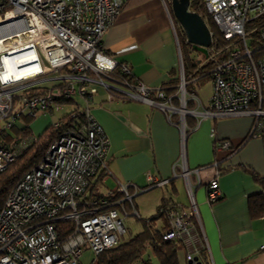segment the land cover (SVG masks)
<instances>
[{
  "label": "built area",
  "instance_id": "2783aa9c",
  "mask_svg": "<svg viewBox=\"0 0 264 264\" xmlns=\"http://www.w3.org/2000/svg\"><path fill=\"white\" fill-rule=\"evenodd\" d=\"M201 3L226 42L208 56L214 63L210 72L214 92L203 116H251L250 136L260 138L264 146V0ZM123 5V0H0V122L6 121L2 131L13 128L20 118L36 119L63 110L68 102L74 104L65 114L70 116L67 124L60 121L65 115L54 123L60 136L41 163L19 181L0 208V264H84L81 258L87 250L97 256L120 242L127 206L138 215L133 205L137 195L167 183L149 176L145 188L107 185L110 142L90 110L97 85L111 98L154 106L169 120L180 115L183 141L185 118L196 117L186 109L184 75L178 86L180 96L177 94L181 106L177 107L173 96L161 89L130 82V66L107 54L103 37ZM165 7L173 24L166 3ZM22 70L35 72L16 77ZM41 77L50 78L36 81ZM46 80L57 82L42 93L33 91ZM33 141L24 138L11 149L0 148V174ZM232 150L228 141L216 143V151ZM213 165L216 173L206 189L209 204L222 199L221 170L219 163ZM176 166L183 170L191 206L187 211L176 205L166 208L170 229L163 240L180 242L194 238L192 220L199 222V213L190 177L201 184L204 168L188 170L184 152ZM60 222L71 225L60 230ZM194 258L187 256L191 264H197Z\"/></svg>",
  "mask_w": 264,
  "mask_h": 264
},
{
  "label": "crops",
  "instance_id": "0c3cea01",
  "mask_svg": "<svg viewBox=\"0 0 264 264\" xmlns=\"http://www.w3.org/2000/svg\"><path fill=\"white\" fill-rule=\"evenodd\" d=\"M123 1L120 15L103 37L105 49L115 60L130 66L136 81L154 89L169 88L174 81L179 86L182 75L185 77L183 67L186 65V109L195 112L196 117L185 118L186 131L188 128L192 131L183 141L180 115L169 120L164 111L143 101L111 98L107 90L97 88L90 110L110 142L106 162L110 173L108 187L133 184L145 188L149 176L167 182L133 200L136 216H141V212L149 215L148 220L142 219L141 232L147 227L163 232L168 226L166 219L158 215L162 205L173 203L185 211L191 206L183 170L176 166L184 152L188 170L204 168V171L200 175L201 184L195 176L190 177L199 222L192 220L193 239L176 242L175 264H191L187 260L189 254L197 257L201 264L203 257L208 264H264V146L260 138L248 139L254 118L203 116L209 109L214 84L211 77L192 79L196 61L191 59H196L195 54L186 52L187 56L183 55L179 41L182 28L173 16L172 2ZM192 11L196 12L193 8ZM115 87L126 90L118 85ZM177 94L180 96L179 89ZM177 101L173 105L180 107L181 100ZM73 105L65 104L64 108L72 110ZM2 127L0 122V133ZM219 141L230 142L232 152L216 151ZM215 162L222 172L219 177L222 199L209 204L206 189L215 176ZM151 192L155 199L152 211L146 206L151 194L136 199ZM254 201L261 203L257 214L253 213ZM130 210L133 212L128 205L127 211ZM127 232L125 229V234ZM144 259L160 264L151 249Z\"/></svg>",
  "mask_w": 264,
  "mask_h": 264
},
{
  "label": "trees",
  "instance_id": "16d2710c",
  "mask_svg": "<svg viewBox=\"0 0 264 264\" xmlns=\"http://www.w3.org/2000/svg\"><path fill=\"white\" fill-rule=\"evenodd\" d=\"M202 0H192L191 8H193L196 12L200 13L203 18H207L211 23H213L212 19L207 15V11L205 7L201 4ZM215 26V24L213 23ZM216 27V26H215ZM212 46L210 48V52L218 51L225 45V41L223 40L222 36L220 35L217 27L216 29L212 30ZM179 41L181 44V48L184 56L188 54H192V47L188 44L186 35L184 31L181 29L179 34ZM107 54H109L107 52ZM203 61L198 62L196 59H191L192 62L196 61V64L193 63V68L195 69V73L192 77L193 78H207L211 77V70L214 66L211 57L206 58L204 55ZM211 56V55H210ZM186 77L188 79V72L186 65H184ZM129 81L134 83L136 82L133 76L128 77ZM191 78V77H190ZM189 78V79H190ZM172 85L169 88H162L161 90L165 92L166 96L172 97L173 96V104L176 102L177 104V92H178V82L174 81L170 83ZM46 87L42 85L37 86L33 89V91H37L42 93L43 90H46ZM72 104V103H67ZM78 104V103H77ZM73 105V104H72ZM80 106V104H78ZM74 106V105H73ZM70 116L65 115L63 118L60 119L61 122H65L66 124L70 121ZM69 120V121H68ZM68 121V122H67ZM187 135L192 131V128H188ZM5 131H1L0 137H5L7 141L11 140V136H6ZM24 138H34L33 143L31 146L21 153V155L8 166V168L0 174V208L4 205L7 197L9 196L10 192L14 189V187L19 183V181L33 168L38 166L44 155L48 149V147L60 136L59 129L53 124L47 127V129L42 133L39 137H33L30 128L26 127V129L21 131ZM252 138L250 135L248 137ZM216 149V145H215ZM222 175V172H221ZM260 201V200H259ZM259 201H254L253 206V213L257 214L258 209H260ZM171 205H175L173 203H165L159 209L158 215L160 217H164L167 221V229L163 232L153 230L147 227L143 232L138 233L134 237L128 239L127 241H121L99 255L95 256V260L92 261L91 264H151L149 260L144 259V255L146 252L151 249L154 254L157 255L160 264H175L176 263V242L174 241H164L163 235L170 229V220L167 217L165 210L166 208L170 207ZM156 219V218H155ZM70 223H58V227L60 230H64L66 227L70 226ZM62 232V231H61ZM66 233V232H65ZM202 264H208L205 257L201 258Z\"/></svg>",
  "mask_w": 264,
  "mask_h": 264
},
{
  "label": "rangeland",
  "instance_id": "374dc122",
  "mask_svg": "<svg viewBox=\"0 0 264 264\" xmlns=\"http://www.w3.org/2000/svg\"><path fill=\"white\" fill-rule=\"evenodd\" d=\"M191 11H192V8H191ZM205 21L208 24L210 29H212V30H214V28L216 29V27L213 25V23H211L207 18L205 19ZM193 54H195V58L198 62L203 61V56H202L203 54H200L198 52H193ZM183 72H184L183 74H185V81L187 82L188 80L186 77L184 67H183ZM48 78H50V77H41V78L37 79L36 81H40V80H44V79H48ZM56 82L57 81H54V80H46V81L42 82L40 85H42L43 87L51 88L56 84ZM96 87L99 89H103V87L99 86V85H97ZM69 110H71V107L70 108L69 107L63 108V110L58 111L56 113L53 112V113L42 114L36 119L20 118L18 120L17 124L13 128L6 130L5 135L11 136L10 141H7L5 139V137H0V148L11 149V147L15 143L21 142L24 139V136L22 135L21 131L26 129V127L30 128V131H31L33 137L41 136L42 133L47 129V127L56 123L58 121V119L61 118L66 113V111H69ZM5 123H6V121H1V124L4 125ZM180 190L182 193V189H180ZM152 193L153 192L148 193V194H144V195H141V196L136 198L138 200L142 199L144 197L147 198V196L149 194H151V197H149L146 200V204H147L146 206H148V209L150 208L149 209L150 211L153 210V207H154L153 201L155 200L153 197L154 194H152ZM148 217H149V215L145 212H141V216L133 215L131 210L128 212V216H125V214H122L124 228L126 230H128V232L126 234H124V236L121 238V241H127L130 237L140 233L142 231V224L144 223V221L149 219ZM142 219L144 221H142ZM81 260L84 264H91L92 261L95 260V256H94L92 251L87 250L84 253V255L82 256Z\"/></svg>",
  "mask_w": 264,
  "mask_h": 264
},
{
  "label": "water",
  "instance_id": "95a60500",
  "mask_svg": "<svg viewBox=\"0 0 264 264\" xmlns=\"http://www.w3.org/2000/svg\"><path fill=\"white\" fill-rule=\"evenodd\" d=\"M172 12L192 50L208 58L212 32L205 20L197 12L191 11V0H172ZM194 260L201 264L197 257Z\"/></svg>",
  "mask_w": 264,
  "mask_h": 264
},
{
  "label": "bare ground",
  "instance_id": "6f19581e",
  "mask_svg": "<svg viewBox=\"0 0 264 264\" xmlns=\"http://www.w3.org/2000/svg\"><path fill=\"white\" fill-rule=\"evenodd\" d=\"M37 71V70H36ZM35 71H29V70H22L16 74V77L18 78H22V77H29L30 75H32Z\"/></svg>",
  "mask_w": 264,
  "mask_h": 264
}]
</instances>
